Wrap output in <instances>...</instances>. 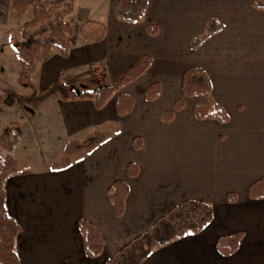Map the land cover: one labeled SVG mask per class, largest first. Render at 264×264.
<instances>
[{"label":"crops","instance_id":"obj_1","mask_svg":"<svg viewBox=\"0 0 264 264\" xmlns=\"http://www.w3.org/2000/svg\"><path fill=\"white\" fill-rule=\"evenodd\" d=\"M120 3L74 1L69 21L77 13L80 19L70 52L63 56L54 49L43 55L32 76L35 92L20 82L23 89L15 90L4 82L6 70L0 74V85H5L0 105L7 111L0 132L12 128L21 136L15 153L30 165L5 185L7 211L22 227L16 239L21 264H106L189 199L210 203L212 222L198 234L154 246L142 264H264V199L249 195L250 185L264 178V7L253 0H148L145 15L132 24L117 17ZM15 13L11 0H0V28L7 29ZM90 21L106 25L102 40L87 39L79 31ZM1 53L9 61L13 56L8 45ZM144 54L152 56L151 67L122 89L134 99L126 115L117 113V95L97 108L89 99L64 100L55 88L56 81L77 92L114 84ZM192 66L209 74L212 97L228 114L226 123L214 115L201 120L194 115L193 108L208 99L184 95L183 74ZM153 83H159L161 94L149 101L146 91ZM9 94L12 104L5 99ZM179 99L184 108L163 121L160 114L174 109ZM52 121L63 143L109 123H116L119 132L90 155L55 171L47 164L52 155L35 152L40 139L47 151L54 146L48 129ZM137 136L139 149L134 147ZM131 163L138 168L135 176L127 174ZM117 180L129 187L122 216L109 198ZM230 192L235 202L228 201ZM80 219L103 235L100 256L87 255ZM238 232L243 233L238 250L223 254L219 238ZM132 248L125 251L127 258Z\"/></svg>","mask_w":264,"mask_h":264},{"label":"trees","instance_id":"obj_2","mask_svg":"<svg viewBox=\"0 0 264 264\" xmlns=\"http://www.w3.org/2000/svg\"><path fill=\"white\" fill-rule=\"evenodd\" d=\"M75 0H59L48 3L47 0H11L12 9L18 14H25L29 10L33 11V19L26 23V27H36L38 25L51 26V38L49 40H37L28 47L17 49L16 56L20 64L19 82L22 86L36 91L32 82V76L38 71L44 53H50L57 49L61 55L66 56L71 49L72 26L68 17L74 11ZM254 5L264 7V0H253ZM148 7V0H121L116 9L117 17L127 23H137L145 15ZM88 28L82 29V34L90 40H102L106 33V25L100 22L90 21ZM42 26V27H44ZM27 28L23 36L27 34ZM149 31L156 32V28L149 25ZM205 37L197 38L193 41L195 48L202 43ZM153 58L150 54H144L139 61L131 66L122 77L114 84L95 87L82 92L73 90L69 85L55 82V88L64 100L89 99L95 103L97 108H102L115 95L116 110L118 115L123 116L130 113L134 106V99L131 95L122 92V89L129 83L140 78L152 65ZM183 92L186 96H204L208 99L206 105H196L193 108L194 115L198 119H204L214 115L218 121L226 123L229 119L224 108L212 97V84L209 74L198 66H192L185 70L183 74ZM161 88L159 83H153L146 91V98L152 101L159 97ZM12 96L7 99L8 104H12ZM184 108V101H176L174 109L160 114L163 121H171L176 111ZM119 132L116 123H109L101 128L87 131L80 137L69 140L58 159L51 168L55 171L64 170L75 162L76 159H83L93 153L100 146L108 142ZM21 143V136L12 128L0 132V264H21L16 248V239L21 232V225L8 213L6 206V182L13 175L19 174L30 168V165L19 159L15 153L16 148ZM142 146L141 137L134 138V147L139 149ZM138 173L136 164L131 163L127 174L135 176ZM129 187L126 181L117 180L109 188V198L113 204L114 212L117 216H122L125 212L126 199ZM249 195L252 199H264V178L253 182L249 187ZM228 201L235 202L236 195L233 192L228 194ZM214 219V208L210 203L189 199L173 206L164 216H162L153 227L138 236L130 244L122 248L115 256L107 259L106 264H124L127 257L125 251L129 247L135 246L138 242H153L160 246H165L175 240L187 235L200 233ZM79 230L83 236L84 247L87 255L91 258L102 254L105 239L96 226L85 219L78 222ZM242 232L234 235L219 238L218 247L225 255L234 254L242 239ZM154 246L150 245L143 255L134 263L142 264L149 256Z\"/></svg>","mask_w":264,"mask_h":264},{"label":"rangeland","instance_id":"obj_3","mask_svg":"<svg viewBox=\"0 0 264 264\" xmlns=\"http://www.w3.org/2000/svg\"><path fill=\"white\" fill-rule=\"evenodd\" d=\"M77 14L79 15V13H77ZM78 15H75L72 18V22L69 21L71 26H72L71 38H72L74 30H76L78 32V27L76 28V26L79 22V19H80L79 18L80 16H78ZM32 19H33V11L32 10H29L25 14L15 13V15H12V17H11L9 27L7 29L0 28V62L3 64V66H0V68L3 69V70L0 69V74H1V72H4V69L6 70L5 73L7 76L5 78L6 81L4 80V82H6L8 85H10L15 90H18V88L23 89V87L19 84V81H18L19 76H20V73H19L20 64H19V60L16 56L17 49L26 48L31 43H33L37 40H49L51 38V32H50L51 26L38 25L36 27H26V23L31 22ZM68 20H71V19L68 17ZM87 23L88 22L84 23L79 28V31L81 32V34H82V29L84 28V26H85V28H88ZM42 26H44V27H42ZM26 28L28 30L27 34L25 36H23V32L25 31ZM6 33H9V34L6 35ZM6 45H8L10 51L13 53V56L10 58V61L7 60V58H6L7 54L6 53H1L3 51V49L6 47ZM45 54H48V53H44L43 55H45ZM42 59H43V56H42ZM36 80H37V78H36ZM1 86L5 87V85H0V89L4 90L1 88ZM89 87L90 86H85L84 90L85 89H91ZM75 89H83V88H80L78 86ZM81 91H83V90H81ZM0 94H1V92H0ZM9 96H12L11 99H14L13 94H9ZM9 96H7L5 99L7 100V98ZM5 112H7V111H5L4 108L0 105V120L2 119L1 116ZM10 114H11V112H10ZM6 129H8V128L3 129V131ZM48 129L51 130L50 135L53 136V138H54V143H53L54 146L51 147V150L47 151L46 143L42 142V139H40V144H36V146H35V147H37L35 152H38L39 155L40 154H43L46 156L52 155L51 156L52 159L49 158L50 161H49V159H47V164H48V162H49V164H51L56 159H58V157L60 155L62 148L59 150H58V148L63 143V140H62L63 136H61L62 134H60V132L59 133L57 132V129L53 125V121L51 122ZM69 140H71V139H69ZM69 140L67 139L63 143V147H65L66 143ZM55 145H56L57 149H54ZM54 150H56V151L54 152ZM54 153H56V154L54 155ZM22 160H25V159H22ZM38 163L42 164L43 162L40 161ZM150 245L156 246L157 244L150 242ZM150 245L147 244L146 240H144V242H138L135 246H133V248L127 254L129 257L127 258L126 262L124 261V264H134L143 255V253L149 248Z\"/></svg>","mask_w":264,"mask_h":264}]
</instances>
